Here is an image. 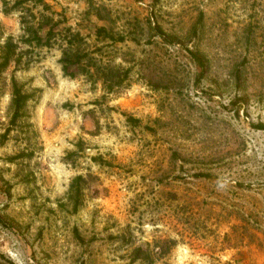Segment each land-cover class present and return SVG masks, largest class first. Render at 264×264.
<instances>
[{"label":"rangeland","instance_id":"rangeland-1","mask_svg":"<svg viewBox=\"0 0 264 264\" xmlns=\"http://www.w3.org/2000/svg\"><path fill=\"white\" fill-rule=\"evenodd\" d=\"M3 1L0 49L24 34ZM46 1L130 76L107 93L64 74L60 38L20 43L0 73V264H264V0H97L111 20Z\"/></svg>","mask_w":264,"mask_h":264},{"label":"trees","instance_id":"trees-1","mask_svg":"<svg viewBox=\"0 0 264 264\" xmlns=\"http://www.w3.org/2000/svg\"><path fill=\"white\" fill-rule=\"evenodd\" d=\"M87 2L89 8L85 13L86 16L96 17L99 20H111L112 10L105 4H98L97 0H87ZM3 5L4 14H11L15 11L21 13L20 23L24 34L19 42H15L12 36L6 38L0 49V73L4 72L10 66L13 58L17 56L20 43L51 47L53 42L60 38L62 50L60 63L66 76L76 78L83 75L95 84L101 82L107 93L118 92L129 79V69L105 63L102 56L98 57L96 51H91L87 37L83 36L79 30L76 31L67 25L68 19L65 14L54 10L46 0H15L11 6L8 0H4ZM101 10L107 12V16L103 15ZM62 25L64 26L61 27ZM95 36L97 41L114 40V36L109 33L106 27L97 28ZM31 99L32 95L25 94L14 79L13 102L16 115L20 114V111ZM136 256L137 259H142V257Z\"/></svg>","mask_w":264,"mask_h":264}]
</instances>
